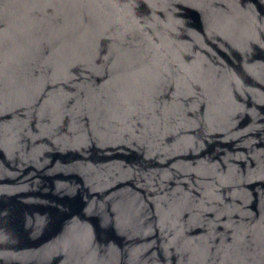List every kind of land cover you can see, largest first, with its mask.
<instances>
[{
  "label": "water",
  "instance_id": "water-1",
  "mask_svg": "<svg viewBox=\"0 0 264 264\" xmlns=\"http://www.w3.org/2000/svg\"><path fill=\"white\" fill-rule=\"evenodd\" d=\"M0 264H264V0H0Z\"/></svg>",
  "mask_w": 264,
  "mask_h": 264
}]
</instances>
